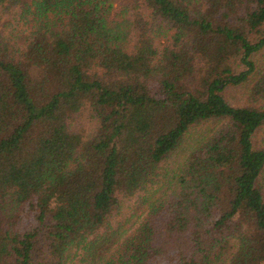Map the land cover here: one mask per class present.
Returning <instances> with one entry per match:
<instances>
[{
	"label": "trees",
	"instance_id": "16d2710c",
	"mask_svg": "<svg viewBox=\"0 0 264 264\" xmlns=\"http://www.w3.org/2000/svg\"><path fill=\"white\" fill-rule=\"evenodd\" d=\"M123 2L0 0V264H264V0Z\"/></svg>",
	"mask_w": 264,
	"mask_h": 264
},
{
	"label": "rangeland",
	"instance_id": "374dc122",
	"mask_svg": "<svg viewBox=\"0 0 264 264\" xmlns=\"http://www.w3.org/2000/svg\"><path fill=\"white\" fill-rule=\"evenodd\" d=\"M198 1L201 0H197ZM111 5L110 13L108 16V19L112 24H120V28L123 30L125 27L126 30H130L127 25L133 27V30L130 31V38L128 41H126L127 46L130 48L135 42L136 34L141 31V27L144 26L147 33L151 32V36L153 37L154 45L158 48H162L165 45H168L169 43V36L173 34V30L169 28L168 25H166V22L161 21L159 17L153 18L151 14H149V9L145 8L142 3H139L136 5L140 11L137 13H133L134 6L128 5L125 7V3L123 0H105V6ZM123 9H128V12H123ZM129 16V21L126 22L125 19ZM9 20V23L6 24L7 29L10 28V26H14V29L18 25L24 26V28H28L27 23L24 22L23 19H21L18 15L15 18H7L5 17L2 19V22H7ZM24 23V25H22ZM17 27V28H18ZM6 31V29L4 28ZM253 59L256 61L257 64H264V50L256 53V55L253 56ZM243 69V65L237 67V71ZM246 87L247 85H227L223 88L222 94L226 97L227 101L235 106L243 104L246 96ZM94 119H90L88 116H86L84 113L80 114L79 118L75 121V124H80L83 127L84 133L86 135H90L94 131ZM197 126L195 127L190 134H188V138L184 140V143L182 147L172 153L165 161L162 163L163 171H166L167 175L163 178L161 177L160 184L157 185L159 187L162 184V189L165 188L166 183L171 178V175L174 173L176 167L181 162L182 158L184 157V152L182 151L183 147L185 146V149L188 147V142H192L193 137L194 139L199 136V133L204 129L205 126L201 127ZM215 127V125H214ZM213 127V128H214ZM169 193L170 190H167Z\"/></svg>",
	"mask_w": 264,
	"mask_h": 264
}]
</instances>
